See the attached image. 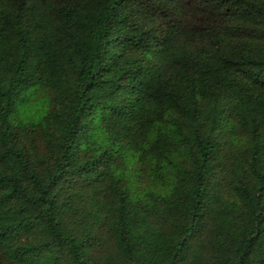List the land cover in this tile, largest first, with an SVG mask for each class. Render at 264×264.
I'll return each mask as SVG.
<instances>
[{
	"label": "trees",
	"instance_id": "obj_1",
	"mask_svg": "<svg viewBox=\"0 0 264 264\" xmlns=\"http://www.w3.org/2000/svg\"><path fill=\"white\" fill-rule=\"evenodd\" d=\"M0 264H264V0H0Z\"/></svg>",
	"mask_w": 264,
	"mask_h": 264
}]
</instances>
